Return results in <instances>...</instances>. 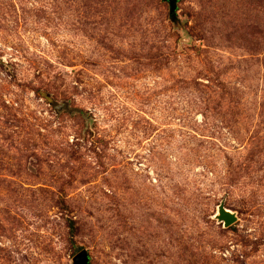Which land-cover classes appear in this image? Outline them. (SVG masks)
<instances>
[{
    "label": "rangeland",
    "instance_id": "374dc122",
    "mask_svg": "<svg viewBox=\"0 0 264 264\" xmlns=\"http://www.w3.org/2000/svg\"><path fill=\"white\" fill-rule=\"evenodd\" d=\"M167 12L0 0V264H264V0Z\"/></svg>",
    "mask_w": 264,
    "mask_h": 264
},
{
    "label": "water",
    "instance_id": "95a60500",
    "mask_svg": "<svg viewBox=\"0 0 264 264\" xmlns=\"http://www.w3.org/2000/svg\"><path fill=\"white\" fill-rule=\"evenodd\" d=\"M165 2L168 7V18H174L176 11V0H161ZM54 107H57L56 104H53ZM218 223L222 224L223 228H227L233 224L236 220L233 213L224 209L221 205L217 207L216 215L214 216ZM88 256L84 250L78 251L72 258L71 264H89Z\"/></svg>",
    "mask_w": 264,
    "mask_h": 264
}]
</instances>
